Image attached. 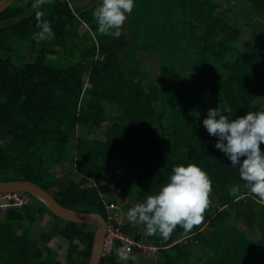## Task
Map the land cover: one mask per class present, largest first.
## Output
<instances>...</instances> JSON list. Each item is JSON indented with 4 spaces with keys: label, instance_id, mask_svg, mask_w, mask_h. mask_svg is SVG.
Masks as SVG:
<instances>
[{
    "label": "trees",
    "instance_id": "16d2710c",
    "mask_svg": "<svg viewBox=\"0 0 264 264\" xmlns=\"http://www.w3.org/2000/svg\"><path fill=\"white\" fill-rule=\"evenodd\" d=\"M72 1L42 5L41 19L54 37L39 43L33 0H15L0 13V180H31L64 206L105 218L115 204L124 232L160 247L149 255L128 253L135 260L127 261L114 251L100 264H264V201L250 193L203 125L209 108L230 105L233 118L264 109V47H239L227 26V19L237 27L253 20L252 36L262 39L264 0H247L249 9L239 3L223 9L218 0H159L180 21L164 33L157 5H142L146 15L138 18L136 33L153 37L159 60L147 65L162 72L160 82L126 67L136 58L138 47L130 43L137 25L129 36L122 28L119 38L98 34L86 44L78 29L84 23L96 30L93 11L100 2ZM21 43L32 60L17 65L12 54ZM50 54L69 60L54 65L47 62ZM125 162L135 165V180L122 168ZM65 163L74 165L68 180L57 175ZM201 163L212 192L200 224L188 232L178 225L163 239L127 220L128 209L154 195L174 165ZM105 182L113 183L114 196H107ZM233 187L239 191L230 195ZM45 213L63 225L33 239L32 226ZM95 232L94 225L54 215L34 197L22 208L0 211V264H89ZM55 236L69 243L65 263L48 245Z\"/></svg>",
    "mask_w": 264,
    "mask_h": 264
},
{
    "label": "clouds",
    "instance_id": "9594fccd",
    "mask_svg": "<svg viewBox=\"0 0 264 264\" xmlns=\"http://www.w3.org/2000/svg\"><path fill=\"white\" fill-rule=\"evenodd\" d=\"M48 0H33L36 27L34 39L39 43L54 37V31L46 20H42V5ZM135 0H100L93 11L101 35L121 36V28L128 14L133 11ZM103 58V57H102ZM230 105L209 108L203 125L209 135L216 137L215 148L230 161L244 181L251 194L264 201V109L249 110L241 116H234ZM238 187H233L230 195H235ZM212 181L202 163L174 165L171 174L154 195H148L127 211V220L133 224H143L148 234H158L168 239L179 225L185 232L202 222L204 212L209 207ZM122 261L130 257L126 250L118 251Z\"/></svg>",
    "mask_w": 264,
    "mask_h": 264
},
{
    "label": "rangeland",
    "instance_id": "374dc122",
    "mask_svg": "<svg viewBox=\"0 0 264 264\" xmlns=\"http://www.w3.org/2000/svg\"><path fill=\"white\" fill-rule=\"evenodd\" d=\"M150 1L153 4L157 5V7L159 8V19L158 22L160 24L161 28V32L164 33L167 30V26L170 27L171 24H178L180 21L178 19L175 18H171L169 15V11H167V9L165 10V6L163 4L159 3V0H135V6L133 8V11L128 14V17L125 21V23L123 24L122 28L125 32L128 31V36L131 35L132 33V28L133 25H137L134 27V35H136L135 39L131 41V46L135 47V45L138 47L137 48V52H136V58L134 60L133 63L127 64V69L128 67H130L132 65V67H136L137 69H140V73L143 72V74H145L148 78L150 79H155L157 80V82L162 80V72L158 71V72H153L151 70V68L149 69L147 62L152 60V59H157L159 60V58H154L153 54H159L158 53V48L155 46L154 50L152 47V41L150 40L153 39V37H151L150 35H146L142 32V35H138L136 32H138V30L140 31L141 28L138 26V18H141V16L146 15L145 11L142 10L144 7H142V5H144L146 2ZM220 2H223V9H225L226 6L228 5H233V4H238L240 5V7H245L247 9L251 8V3L248 2L247 0H218ZM75 0L72 1V3L74 4ZM79 2H82L84 4H86V6L88 5H96L95 3L100 2V0H80L77 1L76 4H78ZM92 2V3H91ZM26 4V2H25ZM137 5L139 8H137ZM163 8H162V6ZM166 5V4H165ZM141 8V9H140ZM165 11V12H164ZM167 13V14H166ZM229 16H232L233 13H228ZM148 15V14H147ZM253 23V20H251L250 22L245 20L244 23H242L241 26H234V23L232 20L227 19V26H228V30L231 31L232 35L231 38L232 40L238 44L239 47L241 48H245V49H252L254 51H259L261 50V47H264V36L262 37V39L257 40L252 36V27L250 24ZM121 28V29H122ZM176 32V30H174ZM173 31V32H174ZM78 32L80 33V36H82V38L77 37L78 39H83L82 41L85 42L86 44L89 43L91 44L92 41L94 40L95 37H97V35L99 34L96 30H92L91 27L89 26V24H81ZM153 32H155V30L153 29ZM157 34V33H155ZM154 34V36H155ZM178 35V34H176ZM166 35L163 36L162 35V41H164L166 44V39H165ZM23 43L19 44L16 46L15 48V53H13V61L15 64L17 65H22L24 63L30 62L32 60V54L28 53V50L26 49L25 45H22ZM17 49V50H16ZM97 57V56H96ZM148 57V58H147ZM168 57L170 58L169 54ZM65 56L62 55V57L54 55V54H50L48 56L47 62L54 64V65H60V66H64V64H62V62H67ZM169 63V62H168ZM169 65V64H167ZM171 73V69L167 67V74ZM172 73L169 74L167 76L168 80H171L172 78ZM144 82L147 83V80L144 79ZM264 97V94H263ZM262 97L260 104L262 106H264V98ZM80 133L84 132V130L79 129L78 130ZM101 132L98 130L96 133H94L95 136H100ZM74 167L73 164L71 163H65L63 164V166L59 167L57 169V175L61 176L62 179L64 180H68V175H67V171L69 169H72ZM122 168L126 171V175L128 176V178L135 180V165L133 164H129V163H122ZM124 171V172H125ZM105 186H106V194L107 196H114L115 194V187L113 185V183H109V182H105ZM121 202L119 203V205L121 206V204H123L124 200H120ZM120 215V214H119ZM121 216V215H120ZM63 221L60 219H56L53 218L52 216H49L47 213H45L44 215H42V217H40L35 224H33L32 226V238L33 239H39V237L41 236V233L43 231L46 232H50V231H54L57 230L59 227H61L63 225L62 223ZM132 225H134L132 223ZM245 226V225H244ZM133 227L138 228L140 230H142V233L147 234V230L145 228V226L138 225L135 224ZM243 228V227H242ZM244 229L248 232H250L252 235H257L255 231H250L246 226L244 227ZM211 228L205 227L204 231L206 233H210ZM42 245V244H41ZM49 246H51L57 253H58V259H60L62 262L65 263V258L67 255V251H68V246L69 243L68 241L64 240V239H59L56 236L52 238V240L50 241V243L48 244ZM43 246V245H42ZM44 247V246H43ZM124 264H128V262H125Z\"/></svg>",
    "mask_w": 264,
    "mask_h": 264
},
{
    "label": "water",
    "instance_id": "95a60500",
    "mask_svg": "<svg viewBox=\"0 0 264 264\" xmlns=\"http://www.w3.org/2000/svg\"><path fill=\"white\" fill-rule=\"evenodd\" d=\"M15 0H0V13L6 10ZM0 191H26L41 201L54 215L61 219L88 223L96 227L89 264H100L103 257V243L108 226L107 219L96 211H80L61 204L53 194L31 180H0Z\"/></svg>",
    "mask_w": 264,
    "mask_h": 264
},
{
    "label": "built area",
    "instance_id": "2783aa9c",
    "mask_svg": "<svg viewBox=\"0 0 264 264\" xmlns=\"http://www.w3.org/2000/svg\"><path fill=\"white\" fill-rule=\"evenodd\" d=\"M34 195L26 191H0V211L6 212L10 208H22L25 204L33 202ZM115 204L108 206V226L103 243V256H108L114 251L126 250L128 253L138 251L143 255L154 254L160 248L146 236L138 238L136 234L126 233L122 228L121 214Z\"/></svg>",
    "mask_w": 264,
    "mask_h": 264
},
{
    "label": "crops",
    "instance_id": "0c3cea01",
    "mask_svg": "<svg viewBox=\"0 0 264 264\" xmlns=\"http://www.w3.org/2000/svg\"><path fill=\"white\" fill-rule=\"evenodd\" d=\"M58 238V237H57ZM60 239V238H59ZM65 240V239H64ZM67 241V240H66Z\"/></svg>",
    "mask_w": 264,
    "mask_h": 264
}]
</instances>
